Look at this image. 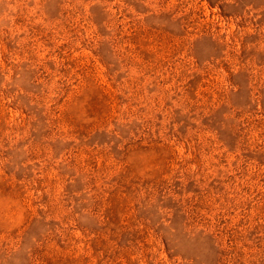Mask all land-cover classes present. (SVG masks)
<instances>
[{"label": "rangeland", "instance_id": "rangeland-1", "mask_svg": "<svg viewBox=\"0 0 264 264\" xmlns=\"http://www.w3.org/2000/svg\"><path fill=\"white\" fill-rule=\"evenodd\" d=\"M0 264H264V0H0Z\"/></svg>", "mask_w": 264, "mask_h": 264}]
</instances>
